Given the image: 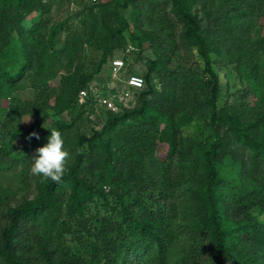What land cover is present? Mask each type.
Returning <instances> with one entry per match:
<instances>
[{"label":"trees","instance_id":"trees-1","mask_svg":"<svg viewBox=\"0 0 264 264\" xmlns=\"http://www.w3.org/2000/svg\"><path fill=\"white\" fill-rule=\"evenodd\" d=\"M51 2L0 0V181L26 165L33 188L0 185V264H264V0H81L77 21L28 23ZM130 45L144 86L87 130L97 99L80 91ZM25 79L46 99L19 112ZM53 128L71 151L60 183L29 168Z\"/></svg>","mask_w":264,"mask_h":264},{"label":"rangeland","instance_id":"rangeland-1","mask_svg":"<svg viewBox=\"0 0 264 264\" xmlns=\"http://www.w3.org/2000/svg\"><path fill=\"white\" fill-rule=\"evenodd\" d=\"M51 10H49L47 13L42 14L40 12H34L29 16L28 23H30L33 20H38L41 17H49L54 23H61L69 21V23H72L73 20L77 21V19H73L76 12L81 10L83 8V4L81 3V0H51ZM84 5L86 3H91L93 1L98 0H84ZM264 29H259L258 35H263ZM89 56V67L93 68L95 64L97 63L99 59V54L93 51L88 52ZM144 54L148 57H155V53L153 49H147ZM116 57H123L126 61V74L122 75V77H126L129 74H139L143 76V72L146 70V64L143 62V60L138 58V50L135 49L134 46L130 45L125 49H121L120 51L116 52ZM115 57V58H116ZM114 59V58H113ZM110 59L109 62L104 66V68L96 75L95 79L90 84L89 89H91L92 93L94 94V90H98V92L102 93H108L110 94V91L115 89V99L117 101V105L120 108L119 103H124L127 106L134 105L135 97L137 90L141 89H131L130 95L127 97H123L122 95H118L119 91L126 88V83L124 81H121V79L117 80L114 79L112 76V68L111 63L112 60ZM68 70L66 63L62 59H58L56 65L54 66L51 76L48 77L49 84L52 87H58L60 75ZM222 72L226 74V76L231 80L232 85V92H234L231 96H229L231 101L237 100V90L240 88V84L238 80L235 78V75L232 73L231 67L227 66L224 67ZM144 78V77H143ZM114 79V80H113ZM96 90V91H97ZM127 90V89H126ZM96 97V93L94 94ZM120 98L123 100L121 101ZM46 99V95L44 94L42 97L40 96V92L35 89V87L32 85L31 81L29 79H25L20 83V86L16 91L11 95V97L8 98L9 105L13 106L16 111H23L25 108L30 107L31 105L36 104L37 102H42ZM48 109L50 113H52L54 110L50 108V106L54 105L55 103V96L49 97L48 99ZM121 101V102H120ZM5 104L7 102L5 101ZM109 110L102 104L96 100V106L88 108V111H90L91 121L85 123V128L87 130H91L94 127H100L104 119L107 117V114L105 112ZM40 128L45 129L49 123L48 121L43 119L42 114H40ZM50 121V120H49ZM200 125H203L202 122H200ZM198 127H188L186 128V132H194L198 131ZM66 148V147H65ZM15 157L19 156V152H15L13 154ZM27 166L22 165L18 168V170H8L5 171L4 177L0 181V185L2 187H11L14 192L18 195V197H21L23 195H26L28 193H31L33 188L29 184H27L24 181V171L26 170ZM31 168V167H29ZM31 173V172H30ZM100 205H102L100 203ZM99 205V206H100Z\"/></svg>","mask_w":264,"mask_h":264},{"label":"clouds","instance_id":"clouds-1","mask_svg":"<svg viewBox=\"0 0 264 264\" xmlns=\"http://www.w3.org/2000/svg\"><path fill=\"white\" fill-rule=\"evenodd\" d=\"M35 137L39 139L36 132L29 134L27 139ZM30 172L33 176L41 178V182L52 181L60 183L68 171L71 161V151L65 148V140L62 133L53 128L48 142L38 149L33 157Z\"/></svg>","mask_w":264,"mask_h":264},{"label":"built area","instance_id":"built-area-1","mask_svg":"<svg viewBox=\"0 0 264 264\" xmlns=\"http://www.w3.org/2000/svg\"><path fill=\"white\" fill-rule=\"evenodd\" d=\"M111 68H112V76L114 79H121V81H124L126 83V88L122 89L119 91L118 95H122L124 98L130 95L131 89H139L144 86L145 80L143 76L139 74H129L126 77H122V75L126 74V61L123 57H116L112 60L111 63ZM113 79V80H114ZM127 89V90H126ZM97 90V89H96ZM94 90V94L96 93V99L100 104L105 106L107 109L113 110V111H118L120 108L117 105V101L115 99V89L110 91V94L105 93V92H98ZM91 91V89H82L80 91V102H84L87 97L90 95H94ZM95 96V95H94ZM122 101L123 99L120 98ZM120 101V102H121ZM126 105V104H125Z\"/></svg>","mask_w":264,"mask_h":264}]
</instances>
